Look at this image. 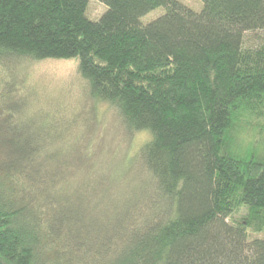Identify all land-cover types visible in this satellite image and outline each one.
<instances>
[{"label": "trees", "instance_id": "16d2710c", "mask_svg": "<svg viewBox=\"0 0 264 264\" xmlns=\"http://www.w3.org/2000/svg\"><path fill=\"white\" fill-rule=\"evenodd\" d=\"M90 1L0 0V264H264V156L234 149L264 139V0ZM71 59L94 103L62 114L23 71Z\"/></svg>", "mask_w": 264, "mask_h": 264}, {"label": "rangeland", "instance_id": "374dc122", "mask_svg": "<svg viewBox=\"0 0 264 264\" xmlns=\"http://www.w3.org/2000/svg\"><path fill=\"white\" fill-rule=\"evenodd\" d=\"M178 1L195 12H201L203 9V3L201 0ZM106 11L107 7L103 3L98 0H91L86 15L90 20L97 21ZM164 11V8H159L151 12L141 20V23L146 25L152 22L160 17ZM261 45H264V30L247 32L245 34V47L255 48ZM24 70L23 73L28 78L29 84L39 89V96H41L42 99L49 97L53 99L54 102L65 107L62 114L65 113L66 109L75 106V104H88L92 107V103L94 102L87 96V92L84 91L86 85L79 75L76 59L31 62L26 65V69ZM84 105L81 106L85 107ZM96 110L98 112L96 114L98 120H94V123L99 131L100 144L109 145L113 148L111 151L109 150L108 154L115 160L123 158V150L126 148V145L122 143L120 135H117L118 138L115 136L117 134V122L113 110L105 103L98 104ZM55 113L60 114V112L56 111ZM67 114L69 113L67 112ZM88 119H91L90 116ZM149 138L150 136L147 133H138L133 136L129 147L130 153H133V147L134 149H137L138 146ZM237 140L238 143L234 147L235 151L240 152L244 156H248L252 152H257L260 156H264V139L256 142L253 133L249 130L241 131L237 135Z\"/></svg>", "mask_w": 264, "mask_h": 264}]
</instances>
